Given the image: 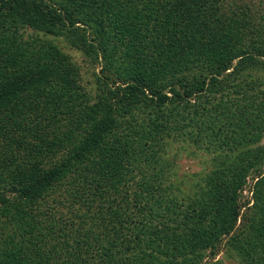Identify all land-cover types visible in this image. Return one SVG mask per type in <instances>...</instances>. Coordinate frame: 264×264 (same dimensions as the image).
<instances>
[{"label": "trees", "instance_id": "obj_1", "mask_svg": "<svg viewBox=\"0 0 264 264\" xmlns=\"http://www.w3.org/2000/svg\"><path fill=\"white\" fill-rule=\"evenodd\" d=\"M131 1L0 0V103L10 102L0 159L8 174L17 169L8 178L17 193H0V212L57 194L70 214L49 206V224L36 215L14 225L10 241L0 237V264H225L202 259L226 235L245 264H264V79L240 78L264 66V15L227 0H167L151 15ZM66 24L94 33L119 80L84 90L70 56L38 43ZM22 32L32 49L16 47ZM174 65L199 72V87L174 83ZM201 91L208 113L196 122ZM229 114L231 137L214 128ZM223 135L232 145L215 151L211 140ZM165 139L217 152L196 191L182 194ZM251 171L256 203L242 211Z\"/></svg>", "mask_w": 264, "mask_h": 264}, {"label": "rangeland", "instance_id": "obj_2", "mask_svg": "<svg viewBox=\"0 0 264 264\" xmlns=\"http://www.w3.org/2000/svg\"><path fill=\"white\" fill-rule=\"evenodd\" d=\"M49 2H52V0H47ZM179 1V0H177ZM167 2V0H132L131 5L133 7L136 6V10L134 13L140 12L144 13L146 9L147 13H150L151 15H154V12L159 8L158 5H161L163 3ZM227 4L230 5V7L233 9L237 6L244 5L246 4L247 6H251V10L253 11H261V15H264V0H227ZM143 11V12H142ZM145 15V14H144ZM189 25L191 23H188ZM82 26V25H81ZM86 31H80L75 29V26L73 25H62L61 28L56 27L53 28V31L40 34L38 38L40 37V40L38 43H42V41H46L48 43H52L57 45L64 53L70 56L75 69L78 73L76 77V81L78 84L82 87V89L87 90L89 92H92L93 94H96L98 90L100 89L99 81L103 80L104 77H108L109 81H114L113 79L119 80L118 75L115 67L111 68L109 70V67H106V59L103 55V51L100 49L98 42L95 41V36L92 35V31L88 30L87 28L85 29ZM221 31V30H220ZM82 34H87V39H82L78 38V35ZM94 34V33H93ZM33 38H37L35 35H32ZM32 41L29 39L28 35H24V33L19 34L18 38V46L20 50L24 51L30 48L29 43L27 41ZM95 41V42H94ZM23 42L25 44L23 45ZM24 59H31L30 57L24 58ZM32 61H35L32 59ZM234 64L236 63L235 61L233 62ZM234 64L228 69L227 71H231L232 67ZM217 67L214 68V71H216ZM176 66L174 65L173 68L170 69V72L175 74L176 76H181L179 79L176 81L174 80V83H181L183 85H186V83L191 82L192 84H195L196 88L199 87V77L200 74L199 72H196V70H189L185 66H182L181 71H175ZM246 73H249V76H246ZM199 76H198V75ZM255 77L259 80L264 79V66H255L251 65L249 68L244 72V74L240 77L242 78H247V80L251 77ZM252 78H250L251 80ZM249 80V81H250ZM181 88L184 90V86H181ZM206 90L208 88L210 89V86L206 85ZM200 97H198V102L199 100L202 102L201 105L197 104L196 106V111L192 112L194 115V119L197 121H203L207 117L208 113V107L204 106V101L206 97L203 95L206 94L205 91L199 92ZM216 93H212L211 96H209V103L208 105H215L213 102V97ZM202 97V98H201ZM196 97L192 96V103H195ZM9 101H3L0 103V116L3 110L9 105ZM214 107V106H213ZM264 107H262L260 113H263ZM233 115V113H232ZM232 115L230 118H222L218 116L216 119L217 125H214V128H220V129H226L229 133H227V136L232 135L233 130H236L238 127H235L236 125L233 124L232 121ZM224 122L226 124H224ZM232 123V124H230ZM235 127V128H234ZM251 127L247 133H251L255 128ZM237 131V130H236ZM261 135L260 136V142L257 143V145H262L264 146V129L260 130ZM224 135L219 137H214L211 141H217L215 142L214 147L218 150L215 151H222L221 149L228 151L231 142L229 140L224 139ZM165 145L167 146L168 149V155L171 160V164L173 163V167L176 169L173 172V177L177 179V184L181 187V192L182 194L186 195L190 192H193L194 190L200 186L204 185L205 182L207 181V177L211 175V169L215 167L216 162V156L215 153L208 148H201L198 149L195 147L192 143L190 142H175L172 139H165L164 140ZM225 154V152H223ZM223 160V159H222ZM221 160V161H222ZM225 162V160H223ZM264 163V162H263ZM7 166V165H6ZM7 167L3 165L1 159H0V193H6V195L9 194H14L16 192V187L10 184L8 181L9 174L11 173L12 170L17 171V169H12V167H9V174L7 173ZM263 171L264 173V164L262 168H260V171ZM254 172L251 171L248 174L247 177V183L244 186V188L240 189L239 191V198L242 201L241 203L243 204L242 211H245L249 206H253L254 203H256V199H254V188L256 187V182L259 179L258 176L253 174ZM260 177V176H259ZM57 194H51L49 197L46 196L44 200L38 199L37 202L39 203L41 201V207L37 206V202H31L28 205H24L22 208H14V205H12L10 210H6L5 213L0 212V217L1 215L4 216L0 218V237H3L5 240L3 243L6 244L8 241H10V238L8 239V236L10 235L9 229L14 227V225L20 224L22 222L25 223V219H42L43 223H48V216L52 217L51 215L45 214L44 210L46 211L49 206L52 209H56L57 215L60 214H65L70 215L67 213V208L64 207V202H56L54 201V197H56ZM185 197V196H184ZM189 200L187 197H185V203H187ZM44 206V207H43ZM47 208V209H45ZM17 211V212H15ZM25 213V214H24ZM50 213V212H49ZM38 218H37V216ZM241 217V216H240ZM14 220L12 223L11 221ZM241 222V220L238 221V224ZM51 223V222H50ZM49 224V223H48ZM1 232L4 234L2 235ZM8 239V240H7ZM228 239L229 235L224 236L218 243H217V251L215 254L211 253V249H205L203 253V259L202 261L205 263L207 261H217V260H222L223 263L225 264H245L246 261L243 260V258H239L237 255V252L232 249L230 246L227 248L228 245ZM7 240V241H6ZM3 249V248H2ZM227 251H230L228 254ZM211 254L213 256H211ZM232 254V255H231ZM24 256V255H23ZM66 256H63L62 254L60 255L61 261L65 258ZM213 258V259H211ZM69 260V259H68ZM71 264V263H69Z\"/></svg>", "mask_w": 264, "mask_h": 264}]
</instances>
